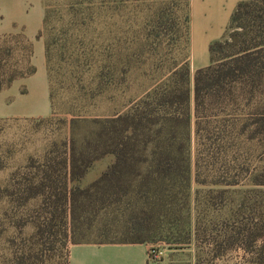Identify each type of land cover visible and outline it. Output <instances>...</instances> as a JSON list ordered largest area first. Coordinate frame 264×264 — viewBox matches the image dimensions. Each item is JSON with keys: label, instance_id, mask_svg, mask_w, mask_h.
<instances>
[{"label": "rangeland", "instance_id": "rangeland-1", "mask_svg": "<svg viewBox=\"0 0 264 264\" xmlns=\"http://www.w3.org/2000/svg\"><path fill=\"white\" fill-rule=\"evenodd\" d=\"M39 1L43 25L30 40L27 35L35 26ZM194 1L0 0V48L13 53L8 60L4 57V70L25 72L23 45L31 50L32 66L36 68L34 75L19 79L0 92V264H5L9 257L10 239L14 238L17 248H22L21 240L34 232L30 223L22 226L19 221L26 220L37 202L24 210L15 208L4 197L5 188L12 184L11 178L20 174L31 158H41L53 142L73 137L81 144L98 129V120L129 112L133 103L170 84L174 72L182 65L187 64L190 70ZM229 24L221 30L217 41L229 34ZM17 37L24 40L22 46ZM40 43L44 48L43 61L37 56ZM41 61L43 75L39 70L37 73ZM44 76L49 111L43 106ZM242 105L240 114L248 117L251 111ZM34 113L41 115L18 116ZM235 114L229 109L212 120L206 126L205 143L193 136L189 150L191 215L160 216L158 221L154 216L150 224L149 250L153 251L149 264L242 263L238 253L216 257L217 247L206 248L201 241L192 242L189 247L179 244V236L182 239L188 228L184 218L186 222L189 220L192 230L195 220H200L208 240L222 235L221 222L231 218V210L240 203L249 186L247 174L261 164L264 147L257 142L248 143L245 137L240 141L236 138L235 127L239 126L231 117ZM112 162L111 157L96 162L80 187L97 180ZM223 178L225 184L214 185ZM233 178L241 183L238 187H227ZM221 190L225 192L224 207L219 212L215 209ZM199 203L205 207L201 208L204 209L201 216H197ZM119 223L111 238L126 241L128 237L119 234L124 224ZM215 225L216 231L212 230ZM95 239L93 235L82 242L96 243ZM70 249L57 250L55 258L45 264H67Z\"/></svg>", "mask_w": 264, "mask_h": 264}, {"label": "trees", "instance_id": "trees-1", "mask_svg": "<svg viewBox=\"0 0 264 264\" xmlns=\"http://www.w3.org/2000/svg\"><path fill=\"white\" fill-rule=\"evenodd\" d=\"M229 30L223 40L209 46L210 65L193 79L189 66L182 65L170 84L133 103L129 112L98 120L92 137L81 144L73 137L53 142L41 158H31L11 178L4 197L15 208L37 203L26 220L19 221L22 226L30 223L34 232L21 240L22 248L14 238L9 240L5 264H45L57 250L83 244L149 246L154 216L158 221L160 216L191 215L192 138L205 143L206 126L229 109L237 112L231 116L239 126L236 138L264 147V0H241ZM16 39L22 46L24 40ZM21 51L25 72L4 70L3 59L13 53L0 48V92L36 73L29 47L23 45ZM242 103L251 111L248 117L240 114ZM107 157L113 162L101 176L80 187L93 165ZM261 158L260 166L247 174L249 186L231 218L221 222L222 235L208 240L200 220L192 230L184 218L188 228L179 244L189 247L201 241L206 248L217 247L216 257L238 253L241 264H264V153ZM214 183L220 187L225 180ZM240 183L233 178L226 185ZM224 193L217 194L215 211L224 207ZM202 207L197 204V216L204 212ZM121 221L119 234L128 240L114 241V228ZM93 235L96 243L82 242Z\"/></svg>", "mask_w": 264, "mask_h": 264}, {"label": "crops", "instance_id": "crops-1", "mask_svg": "<svg viewBox=\"0 0 264 264\" xmlns=\"http://www.w3.org/2000/svg\"><path fill=\"white\" fill-rule=\"evenodd\" d=\"M239 1L240 0H195L191 5L194 25L188 60L193 76L198 70L204 69L210 65L209 46L218 38L221 30L229 24L231 16ZM42 13L43 10L39 1L35 26L32 32L27 35L30 40L35 38L42 29ZM194 29L196 30L194 31ZM37 56L43 61L44 48L42 43L37 45ZM42 61L37 65V73L39 70L43 75L44 69L42 67ZM43 106L45 111H47V108L49 111V93L45 76ZM39 115L41 114H22L18 116L32 118ZM148 252L149 246L145 244H83L71 247L69 264H149Z\"/></svg>", "mask_w": 264, "mask_h": 264}, {"label": "built area", "instance_id": "built-area-1", "mask_svg": "<svg viewBox=\"0 0 264 264\" xmlns=\"http://www.w3.org/2000/svg\"><path fill=\"white\" fill-rule=\"evenodd\" d=\"M152 251L153 250H149V252H148V258L150 259V256H151V254H152Z\"/></svg>", "mask_w": 264, "mask_h": 264}]
</instances>
